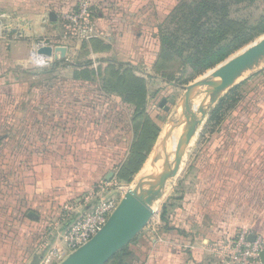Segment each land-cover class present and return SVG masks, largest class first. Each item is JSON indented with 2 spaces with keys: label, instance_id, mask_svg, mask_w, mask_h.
Returning a JSON list of instances; mask_svg holds the SVG:
<instances>
[{
  "label": "rangeland",
  "instance_id": "1",
  "mask_svg": "<svg viewBox=\"0 0 264 264\" xmlns=\"http://www.w3.org/2000/svg\"><path fill=\"white\" fill-rule=\"evenodd\" d=\"M181 1L140 0L134 8L130 0H92L93 21L100 27L97 29L95 25L91 32L79 34L67 19L79 4L72 0L64 5L71 9L60 16L58 25L52 27L47 23L50 29L41 24V30L31 31L29 25L33 17L25 16L21 24L24 32L0 31V260L4 252L10 254L15 247L17 253L23 252L27 243L35 242L33 238H26L25 242L23 239L28 219L40 214L44 224L58 223L60 228L101 184L112 183L113 195L120 202L139 185L143 186V191L145 188L156 190L157 178L165 163L168 162L169 170L175 166L176 147L189 122L193 118L203 120L199 110L203 108L207 113L218 104V100H212L214 93L208 94L212 88L197 87L187 109L188 88L264 38L263 23L252 31L249 42L225 62L198 74L175 54L168 58L159 56V29L163 18ZM258 4L259 7L253 9L254 18L264 13V3ZM128 9L134 10L131 15L119 16ZM11 21L7 23L13 28L16 22ZM3 24L6 22L0 19V28ZM42 42L52 48L67 44L70 53L66 60H55L54 54L47 56L52 61L41 66L32 55L35 46ZM118 44L127 51L121 55L125 57L115 53L114 45ZM129 53H132V62L127 61ZM38 54L43 56L40 51ZM73 62L77 65L73 66ZM261 70L264 63L247 72L220 97ZM166 107L170 108L169 112L164 111ZM153 123L157 127L153 128ZM219 136H225V129ZM146 138H152L148 142L153 145L149 158L147 153L150 160L130 180L120 181L115 177L108 181L105 176L95 187L69 192L70 195L44 191L45 187L38 192L36 184L49 168L75 164L81 156L82 163L94 164L111 158L107 153L120 157L114 162L122 166L133 155L134 145ZM199 138L203 137L199 135ZM199 144L194 141L188 147L182 170L167 181L160 200L154 203L155 213L148 219L150 226L143 227V234L149 230L158 232L159 213L182 191V181L185 176L190 177L187 172ZM168 145V152L157 168L159 175L144 177L150 172L147 169L150 163L158 158V147ZM90 169L89 173L97 171L96 166ZM119 170L120 167L114 170L115 176ZM149 180L151 183L145 184ZM45 227L47 230V225ZM46 240L50 242L47 245L43 242L42 251L46 250L42 257L53 248H62L59 240L53 242L49 236ZM69 257L63 250L44 264H64Z\"/></svg>",
  "mask_w": 264,
  "mask_h": 264
},
{
  "label": "crops",
  "instance_id": "2",
  "mask_svg": "<svg viewBox=\"0 0 264 264\" xmlns=\"http://www.w3.org/2000/svg\"><path fill=\"white\" fill-rule=\"evenodd\" d=\"M69 1L72 2V0H0V19L6 22L0 31L24 32L25 28L21 24L25 16L33 17L29 25L31 31L41 30V24L45 29H50L51 26L58 25L60 16L71 9L64 6ZM76 1L79 4H75L77 7L74 11H78L83 2L91 5L93 25L88 33L96 26L98 29L100 24L93 21L92 0ZM130 1L134 2L133 6L136 8L140 0ZM132 11L134 10H123L119 16L131 15ZM51 13L56 14V21L50 20ZM169 14L167 12L163 19L165 20ZM5 19L12 20L11 23L15 21V27L12 28V25L7 23L9 20ZM48 22L51 26L47 25ZM128 38L129 34L126 39ZM61 47L67 48V58L70 47L67 44ZM114 47L116 54L125 57L121 55L127 51L120 44ZM129 55L127 61L132 62V53ZM72 65L77 64L73 62ZM246 79L231 92L236 98V103L225 111L221 123L216 124L211 120L210 110L198 127L191 143L198 141L200 146L187 172L190 177L185 176L180 194L163 206L157 221L158 232L149 230L143 234L142 228L133 238L131 255L123 257L121 262L108 264H228L225 258L226 245L238 233L246 232L249 238L254 236L253 242L264 241V70ZM224 97L219 98L218 104ZM224 129L225 136L217 137ZM199 135L203 138L200 139ZM205 136L208 138L205 139ZM168 148L169 145L166 149ZM107 154L111 156L107 159L112 161L120 159ZM151 154L152 149L148 158ZM117 168L109 171L114 172L113 180L117 177L114 171ZM181 170L182 167L178 173ZM149 171L151 176H158L160 173L155 168H149ZM76 191L69 189L62 194L70 195L69 192ZM222 193L224 194L221 197ZM218 208H227V211L219 213ZM30 219L34 223H39L44 218L36 214ZM146 224L150 226V220ZM146 224L144 228L147 227ZM45 225L48 228L39 244L27 243L25 249H22L23 252L17 253L16 247L10 254L4 252L0 264H14V261L18 262L15 264H32L35 256L42 258V252L46 250L44 248L42 251L43 242L49 244L50 240H46L48 236L53 242L57 240L67 223L60 228L58 223ZM40 264H44V260L41 259Z\"/></svg>",
  "mask_w": 264,
  "mask_h": 264
},
{
  "label": "trees",
  "instance_id": "3",
  "mask_svg": "<svg viewBox=\"0 0 264 264\" xmlns=\"http://www.w3.org/2000/svg\"><path fill=\"white\" fill-rule=\"evenodd\" d=\"M259 2L264 3V0H182L160 26L159 56L168 58L175 54L183 58L198 74L214 69L249 42L252 31L264 23V13L257 18L253 14V9L259 7ZM235 88L212 110L211 120L216 124L221 123L225 111L236 103V98L231 93ZM152 126L157 127L155 123ZM151 139L146 138L136 143L133 155L122 166L107 158L94 164L82 163L81 156L75 164L64 163L58 168H49L36 184L38 192L43 187L47 188L44 191L55 194L66 193L69 189L84 191V188L95 187L115 167H120L117 174L120 181L130 180L146 162L147 153L153 147L148 144ZM94 166L97 171L89 173ZM218 211L223 213L227 208H218ZM25 223V229H28L23 232L24 242L28 241L26 238H33V244H39L45 234V224L34 223L31 219ZM131 245L132 242L122 248L110 262H121L123 257L130 256Z\"/></svg>",
  "mask_w": 264,
  "mask_h": 264
},
{
  "label": "water",
  "instance_id": "4",
  "mask_svg": "<svg viewBox=\"0 0 264 264\" xmlns=\"http://www.w3.org/2000/svg\"><path fill=\"white\" fill-rule=\"evenodd\" d=\"M56 19V14L51 13L50 20L56 21ZM53 52L55 53V60L59 58L66 59L67 48L65 47H56L54 49L52 47H46L40 50V53L45 55H51ZM263 58L264 38L235 58L226 62L223 66L214 70L205 80L196 82L193 86L189 87L186 94L187 109L189 108L188 102L192 99L194 89L197 87L212 88L208 94L214 93L212 100L217 101L220 95L228 90L234 79L242 77L247 72L254 70L260 65ZM218 77H222L223 80L220 82L216 81L215 79ZM164 110L165 112H169L170 108L166 107ZM199 112L205 118L207 113L204 109L201 108ZM203 120L193 118L189 122V127L176 147L175 166L173 170H169L168 162H166L163 172L157 178L158 188L156 190L153 188L148 190L144 189L148 192L147 195L144 193L145 191H143L142 185H139L133 191H129L103 230L87 245L71 254L64 264H108L122 248L133 240L145 226L148 219L155 213L153 209L154 203L160 200L167 181L177 176L188 147L192 139L196 136L198 127L202 124ZM113 177L114 172H109L106 179L109 181ZM149 183H151V180L145 184ZM249 240L253 242L254 236H251ZM41 259V256H35L32 264H40ZM260 260L264 264V251L260 255Z\"/></svg>",
  "mask_w": 264,
  "mask_h": 264
},
{
  "label": "built area",
  "instance_id": "5",
  "mask_svg": "<svg viewBox=\"0 0 264 264\" xmlns=\"http://www.w3.org/2000/svg\"><path fill=\"white\" fill-rule=\"evenodd\" d=\"M67 17L70 26L79 34H86L92 28V11L88 2H83L78 11L71 12ZM46 47L49 46L45 42L36 45L32 55L35 62L41 66L47 65L52 59L39 56L38 51ZM120 203L113 195L110 182L101 184L91 191L60 232L57 240L61 242L62 248L51 249L42 260L48 261L60 255L63 250L64 253L71 255L87 245L107 225ZM263 251V240L252 242L248 233L240 232L227 243L225 258L228 264H262L260 255Z\"/></svg>",
  "mask_w": 264,
  "mask_h": 264
},
{
  "label": "bare ground",
  "instance_id": "6",
  "mask_svg": "<svg viewBox=\"0 0 264 264\" xmlns=\"http://www.w3.org/2000/svg\"><path fill=\"white\" fill-rule=\"evenodd\" d=\"M53 54V53H52ZM51 54V55H52ZM43 56H45V57H47V56H50V55H45V54H43ZM54 59H55V54H54ZM264 63V58L262 59V62L260 63V65H262ZM249 72H251V71H249ZM247 74V73H246ZM243 77V76H242ZM242 77H238V78H236V79H234V81L232 82V84L230 85V87L229 88H231L235 83H236V81L237 80H240V79H242ZM216 81H222L223 80V78L222 77H219V78H216L215 79ZM211 97H213V96H211ZM169 129V128H168ZM165 145V144H164ZM168 147V146H167ZM167 152H168V149H166V146L165 147H158V150H157V153L159 154L158 155V158L157 159H155L154 161H152L151 163H150V166L147 168V169H149V168H151V169H153V168H155V169H157L158 167H159V164H161V162H162V159L164 158V156L167 154ZM166 164V163H165ZM148 176H151V173L150 172H148L147 174H146V176H144V177H148ZM145 190H148V189H146L145 188ZM158 201V200H157ZM154 209V208H153Z\"/></svg>",
  "mask_w": 264,
  "mask_h": 264
}]
</instances>
